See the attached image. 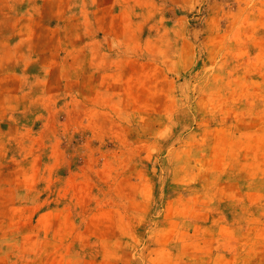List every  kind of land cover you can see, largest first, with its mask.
Wrapping results in <instances>:
<instances>
[{"label": "rangeland", "instance_id": "374dc122", "mask_svg": "<svg viewBox=\"0 0 264 264\" xmlns=\"http://www.w3.org/2000/svg\"><path fill=\"white\" fill-rule=\"evenodd\" d=\"M0 264H264V0H0Z\"/></svg>", "mask_w": 264, "mask_h": 264}]
</instances>
